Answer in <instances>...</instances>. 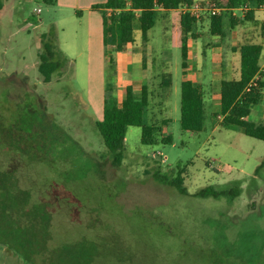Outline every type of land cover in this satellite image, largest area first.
Here are the masks:
<instances>
[{"label":"rangeland","instance_id":"obj_1","mask_svg":"<svg viewBox=\"0 0 264 264\" xmlns=\"http://www.w3.org/2000/svg\"><path fill=\"white\" fill-rule=\"evenodd\" d=\"M3 4L0 95L5 96L9 87L13 97H39L44 110L38 114L41 123L53 122L76 145L54 128L38 131L35 146L43 154L23 158L20 166L26 171L19 172V167V176L3 182L7 190H0V196L16 198L10 212H4L0 202V264H264V142L233 127H219L210 113L224 71L225 61H218L224 54L210 53L212 74V64L206 67L207 63L195 74H204L209 109L205 130L183 132L182 60L179 39L172 35L178 30L171 20L164 26L158 18L148 31L146 49L134 21L137 50H143L146 68L171 74L172 86L163 93V116L170 123L162 131L170 135L171 144L143 145L140 129L129 127L122 164L114 168L94 126L102 117L105 87L110 86L115 98L124 94L126 76L115 78V64L109 65L105 55L109 48L93 34L88 46L85 20L63 8L41 0H3ZM250 9H255L253 0H242L239 8L222 14L241 19ZM207 17H201L195 32L205 34L204 44H224L221 50L235 67L232 74L239 67V54L237 58L231 54L227 41L233 32L245 43L262 46L260 65L264 66V38L260 37L264 9L254 10V20L235 29L225 24V37L214 41ZM50 41L62 60L51 81L44 83L37 69L38 53L43 42ZM201 52L197 40L189 56L201 60ZM109 54L115 63L116 54ZM162 59L168 63L160 70ZM192 76L190 72L188 77ZM260 104L264 110V98ZM255 117L254 112L251 121L264 122ZM156 165L169 176L182 171L187 195L154 183L145 170L151 172ZM209 186H237L240 192L230 204L224 198L193 196ZM31 198L35 203L27 204Z\"/></svg>","mask_w":264,"mask_h":264},{"label":"trees","instance_id":"obj_2","mask_svg":"<svg viewBox=\"0 0 264 264\" xmlns=\"http://www.w3.org/2000/svg\"><path fill=\"white\" fill-rule=\"evenodd\" d=\"M215 6L232 10L239 8L242 0H207ZM50 6L56 5L57 0H41ZM255 8H264V0H253ZM193 0H107L101 4L91 6L92 11L101 15L103 30V45L109 48L105 54L109 65L114 66V59L109 53L125 52L127 46L134 42V21L139 24L141 41H148V31L155 25L157 19H166L168 13L183 6H190ZM4 4L0 0V11ZM225 12V11H224ZM209 16V15H208ZM200 20H202L200 18ZM208 34L210 37H224L223 28L228 24L233 29L239 21L251 22L254 20L253 10H248L242 19L231 14L211 15L207 17ZM199 21L188 13L180 15V56L181 68L187 67V41L199 38L195 33L196 24ZM260 37L264 38V22L260 26ZM210 46L206 43L202 46L203 54ZM239 53V78L236 80H222L219 87V103L216 110L211 111L219 121V127H233L241 131L245 136L264 142V122L250 120L253 108L259 105L263 99L264 71L260 69L259 60L262 47L260 44L246 43L238 47ZM109 54V55H108ZM61 54L54 44L43 42L42 51L38 53V72L44 83H49L52 75L60 67ZM172 86L170 74L159 73L143 85L139 92H134L130 86H126L124 97L117 103L111 94L110 86L105 87V95L102 107V117L94 121V126L100 136L103 146L107 150V159L114 168L120 167L123 161L125 149V137L129 127H137L141 131L140 143L154 145L157 142L171 144L170 135L162 134L163 128H167L170 120L163 116V93ZM5 95V92H3ZM12 90L8 87L6 95H0V190H7L3 182L15 179L19 172L26 171L20 164L23 158H35L36 154H43L35 146V138L38 131L48 132L50 128L59 130L53 122L41 123L39 113L42 110L39 105V97L24 94L13 97ZM204 90L200 84L184 80L180 83V128L183 132L200 133L205 130L207 108ZM44 111V110H43ZM38 125L41 130H38ZM48 125V126H47ZM60 131V130H59ZM67 141L73 143L60 131ZM43 135V132H42ZM75 144V143H73ZM76 145V144H75ZM37 164V163H36ZM23 165V164H22ZM32 167L35 164H31ZM26 166V165H25ZM37 166V165H36ZM28 167V165H27ZM260 166L255 169L258 172ZM154 183L170 188L176 195H187L183 186L182 171L175 176L162 173L160 166L156 165L151 172L145 170ZM27 175V174H25ZM240 190L237 186L216 189L205 187L193 194L198 198L212 197L224 198L228 204L238 196ZM16 196L6 195L1 197V206L4 212L13 210L12 199ZM35 203L29 199L27 204ZM36 208V207H35ZM23 210L27 207L22 206ZM12 220V214L7 213Z\"/></svg>","mask_w":264,"mask_h":264},{"label":"crops","instance_id":"obj_3","mask_svg":"<svg viewBox=\"0 0 264 264\" xmlns=\"http://www.w3.org/2000/svg\"><path fill=\"white\" fill-rule=\"evenodd\" d=\"M105 1H107V0H57L56 5H54V6L63 8L64 10L68 11L70 14L74 15L78 20H85V24H86L85 31L87 34L86 43L89 46L91 34H93L94 36H97V39H98L97 42L99 44H101V40H102L101 15L97 11H92L91 6L95 5V4L104 3ZM204 1H207V0H193V2H204ZM256 9L257 8L250 9V10H253V14H254V10H256ZM263 9L264 8H258V10H263ZM181 13L182 12L180 11V9L172 10L168 13V16L166 17V19L161 20V22L164 26L168 25L170 23V20L172 21V23L175 24L178 31H174L172 33V35L173 36L175 35L178 37L179 49H180V44H181V42H180L181 29H180V24H179ZM198 21H200V19ZM242 23H243L242 21H239L236 26H242ZM235 27L233 29H235ZM164 29H166V28L164 27ZM139 31H140V29H139ZM195 33L198 34L199 38H197V39H191L190 38L187 41V49H188L187 59H186L187 67L184 69V72L182 71V68H181V75H182L181 82L184 80H189L193 83L200 84L203 87V90L205 93L204 82L202 80L204 74L199 73V74H197L198 75L197 77L195 74L198 71L197 70L198 67L203 68L206 66V63H207L206 67H208L209 64L210 65L212 64L211 68L209 69V72L211 74L213 73V63L214 62L209 57L211 52L213 54L217 53L219 55L222 53V54H224V57L226 58V59L224 58L223 60H221L219 58V61H218V63H221V61H225L224 65H223L224 71L222 72V76L219 79V87H220V82L222 80L229 81V80L238 79L239 78V67L237 65L236 74H232V73H235V67L232 66L231 60L227 56L226 52L225 51L223 52V50H221V47L224 44L221 43V45H220L219 43L217 44V42L214 41V39L217 37H213V40H212V41H214L213 44L205 50L204 54L202 53L203 52V48H202L201 60H199L198 58H195V59L190 58L189 52H190L191 47L193 46V43L196 42L197 40H199L201 42V47L204 44L203 43V36L205 34H199V32H195ZM133 35H134V32H133ZM173 36H172V40H173ZM224 37H225V34H224ZM224 37H222V38H224ZM137 39L138 38L135 37V35H134L133 44L127 46V49L125 52L116 53V55H115V71H116L115 73L117 74L115 78L118 81V77H121L122 75L126 76V83H125L123 92H124L126 86H130L134 92H139L140 88L143 85L149 83L150 79H152L153 77H155L157 74L160 73L159 71H158L159 73H155L151 69L146 68V59L147 58L145 55L142 54V51H143L142 49L137 50V48L140 46L137 43ZM140 40H141V32H140ZM172 40L170 43V47L172 44ZM245 40H246L245 38H243V39L237 38L236 32H233L231 34L230 38L227 40L230 44L229 49L232 51L231 54H233L235 56V58H237L238 47L241 46L242 44H246ZM147 43H148V41L146 42V49H147ZM247 43H252V42H247ZM255 44H257V43H255ZM236 46H238V47H236ZM146 51H148V50H145V52ZM214 51H216V52H214ZM261 52H262V50H261ZM166 63H168V62H166L164 59L161 60L160 70L165 67ZM237 63H238V59H237ZM192 64H193L194 68L192 67V69H191ZM263 64H264V61H263ZM259 65H260V60H259ZM262 67H264V66L260 65V69L263 71ZM193 69H195V70H193ZM190 72L193 75L192 78L188 77ZM168 74H170V73H168ZM237 75H238V77L236 78ZM219 87H218L217 97L214 100L215 103L213 102L214 103V105L212 106V108L214 107L213 111L216 110L218 107L219 98H220ZM263 94H264V91H263ZM120 95H121L120 93L118 95L116 94L117 103H120L124 97V94L122 95V97H120ZM204 97H205V94H204ZM263 98H264V95H263ZM206 105H207V103H206ZM261 105H263V104H259V105L255 106L253 108L251 115L254 116V112H255V116L257 117V119L264 120V110L259 109V107H261ZM207 108H208V106H207ZM163 109H164V105H163ZM258 113H260V114H258ZM250 120H251V116H250Z\"/></svg>","mask_w":264,"mask_h":264},{"label":"built area","instance_id":"obj_4","mask_svg":"<svg viewBox=\"0 0 264 264\" xmlns=\"http://www.w3.org/2000/svg\"><path fill=\"white\" fill-rule=\"evenodd\" d=\"M179 9L182 13H188L197 20L206 15H220L224 10H226L225 8L211 4L208 1L193 2L190 6H183Z\"/></svg>","mask_w":264,"mask_h":264}]
</instances>
